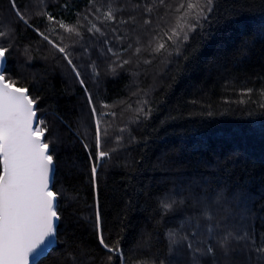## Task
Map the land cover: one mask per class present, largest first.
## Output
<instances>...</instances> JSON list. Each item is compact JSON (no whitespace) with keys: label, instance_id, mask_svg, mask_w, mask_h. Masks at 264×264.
I'll return each instance as SVG.
<instances>
[{"label":"snow or ice","instance_id":"6c2138e0","mask_svg":"<svg viewBox=\"0 0 264 264\" xmlns=\"http://www.w3.org/2000/svg\"><path fill=\"white\" fill-rule=\"evenodd\" d=\"M7 5L0 8V264H264V176L257 185L254 177L238 172L237 153L217 159L207 176L182 179L172 192L159 197L163 209L159 226L137 231L127 244V255L128 213L137 207L133 197H151L145 190L150 185L133 191L125 202V215L115 221L106 222L98 195L99 168L106 163L120 166L118 149L127 151L141 143L147 149L152 137L139 139L131 125L139 128L143 124L147 132L154 113L163 106V101L152 98L154 85L142 87L135 79V91L109 105V84L124 70L136 78L142 65L158 57L170 67L173 59L182 56V67L172 76L175 83L179 76L197 70L199 47L220 32L242 26L244 10L234 16L219 15L215 0H88L76 23L69 24L46 9L24 10L18 0H7ZM260 9L264 12V0H260ZM38 18H46L47 23ZM21 25L35 39H26ZM59 30L67 34L68 42L64 36L53 38ZM252 31L237 49L241 55L257 39L264 40V19ZM197 34V47L189 52L191 38ZM114 41L120 42L119 52ZM45 43L49 47L42 51ZM133 48L135 61L132 56L125 58ZM37 62L42 67L34 68ZM57 72L79 86L80 99L70 109L79 115L75 120L65 118L57 107L52 118L61 133L50 140L52 124L40 110L44 97L33 96L32 85L21 82L27 75L39 78L49 84L50 99H55L49 77ZM240 91L251 97L254 89ZM257 91L264 101V88ZM258 106L264 115V102ZM206 114L213 115L211 111ZM118 115L126 116L127 123L115 135V146L106 148L113 140ZM175 119L167 116L159 123L166 125ZM60 149L83 153L89 165V180L96 193L93 239L83 236L71 204L63 210L60 207L61 198L68 199L64 189L56 187ZM123 167L131 170L126 187H132L147 165L143 157L125 158ZM71 199L78 200V194ZM257 219L261 222L258 241ZM146 249L150 258L137 259Z\"/></svg>","mask_w":264,"mask_h":264},{"label":"trees","instance_id":"16d2710c","mask_svg":"<svg viewBox=\"0 0 264 264\" xmlns=\"http://www.w3.org/2000/svg\"><path fill=\"white\" fill-rule=\"evenodd\" d=\"M97 2L100 3L101 0ZM215 2L219 15L234 16L237 10H244L243 24L234 31L218 33L214 39L199 47L197 70L179 76L173 83L172 76L179 67H182L183 57L181 56L179 60L173 59L170 67H166L162 62L163 58L158 57L152 64L142 65L138 77L134 78L130 70H124L119 79L109 84L106 100L109 105L128 97L130 91H135L134 79L142 87L154 85L152 98L163 101L161 110L154 113L155 119L151 121L147 132L143 131V124L139 128L131 125L135 129L133 134L139 139L145 136L152 137L147 149H144L143 143L139 146L133 144L127 151L118 149V155L121 157L120 166L109 167L106 163L99 168L98 195L106 222L124 216L125 202L132 196L133 191L150 185L145 190L151 192V197L146 198L142 194L133 197V203L137 207L135 211L128 213L130 223L125 241L126 255L127 244L137 231L145 227L151 231L154 225L159 226L157 222L161 221L163 209L159 206L158 198L172 192L174 187L179 186L180 180H191L200 175L207 176L213 170L215 161L223 160L230 153L239 154L238 172L243 170L246 175L254 177L257 185L260 177L264 176V115L258 106L264 101L260 100L257 91L264 88V40L257 39L245 55L237 51L242 41L252 36L253 26H259L264 19V12L260 9V0ZM18 3L24 10L36 13L46 9L66 23L74 24L77 14L85 11L88 0H18ZM65 4L68 7H64ZM7 7V0H0V8ZM124 15L127 16V13ZM9 18L15 19L11 15ZM38 19H41L43 24L47 23L46 18ZM84 23L87 24V21ZM105 27L107 29L110 25ZM21 28L26 39H35L32 32L24 29L22 25ZM61 36L68 42L67 34L62 30L53 38L58 40ZM85 38L87 39V34ZM199 39V34L191 38L189 52L197 47ZM119 43L114 41L113 44L117 52ZM48 47L45 43L42 51H46ZM124 47L127 48L128 44L125 43ZM132 51L134 48L128 53ZM142 58L149 57L143 55ZM101 65L103 67V62ZM33 67L40 68L42 64L37 62ZM49 80L55 86V99H50L53 93L49 84L39 78L33 80L31 75H27L21 83L32 85L30 91L33 96L44 97L40 110L48 114L52 124V135L49 136L52 140L61 133L60 126L53 120L52 114L57 112L58 107L65 118L75 120L79 113L70 109L79 101L80 89L59 72L49 77ZM243 88L254 89L251 97L241 94L240 90ZM241 100L245 103H240ZM209 111L213 115H207ZM167 116L177 119L160 125V120ZM126 123V116L122 118L118 115L112 130L113 140L106 148L115 146V135L120 134L119 129ZM142 157L147 165L146 170L136 176L132 187H126L129 185L128 175L131 170L123 167L125 158L139 160ZM73 162L76 167H72ZM57 165L59 171L56 187L63 188L65 197L68 198H61L60 207L63 210L71 204L72 208L77 210L83 236L86 240L93 239L91 222L94 218L96 193L90 184L89 165L83 153L63 149L59 151ZM76 194L79 199L73 202L71 197ZM260 203L258 200L257 208ZM255 227L258 230V241L261 227L259 219L255 221ZM154 250L153 248L152 251ZM149 258L150 252L147 249L137 254V259ZM43 264H48V261H44Z\"/></svg>","mask_w":264,"mask_h":264},{"label":"rangeland","instance_id":"374dc122","mask_svg":"<svg viewBox=\"0 0 264 264\" xmlns=\"http://www.w3.org/2000/svg\"><path fill=\"white\" fill-rule=\"evenodd\" d=\"M113 44H114V43H113ZM132 52H133V51H132ZM128 56H132V53H130V54L128 53ZM128 56H127V57H128ZM132 59L135 60L136 57H135V56H132Z\"/></svg>","mask_w":264,"mask_h":264}]
</instances>
